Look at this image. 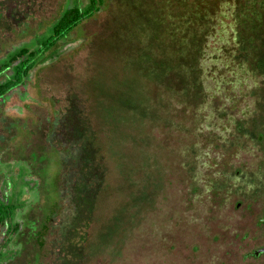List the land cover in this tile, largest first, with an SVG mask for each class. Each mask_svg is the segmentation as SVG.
Listing matches in <instances>:
<instances>
[{"label": "rangeland", "instance_id": "1", "mask_svg": "<svg viewBox=\"0 0 264 264\" xmlns=\"http://www.w3.org/2000/svg\"><path fill=\"white\" fill-rule=\"evenodd\" d=\"M249 1L102 0L37 56L0 96V195L19 227L0 230V264H59L82 158L102 175L69 259L264 264V15ZM85 3L0 0V82L12 53ZM253 17L255 31L240 24ZM72 113L79 138L62 130Z\"/></svg>", "mask_w": 264, "mask_h": 264}, {"label": "trees", "instance_id": "2", "mask_svg": "<svg viewBox=\"0 0 264 264\" xmlns=\"http://www.w3.org/2000/svg\"><path fill=\"white\" fill-rule=\"evenodd\" d=\"M252 2L254 4L257 2L256 5L259 6L258 10H260L261 19V17L264 15V0H252L251 3ZM101 4L102 0H86L85 5L82 7L78 6L77 4H74L70 7L63 6L60 9L58 16L49 23L47 34L43 35V37L39 39V41L36 43V46L33 48L20 47L17 51L12 53L7 62L3 64V68H5L7 65L13 63V65H11L13 72L10 76H6L7 79H4L0 82V96L7 92L10 88L16 86V84H19L20 87H22L25 81V76L31 66L35 63L37 56H41L44 51L53 46L59 39L69 34L77 25L91 17L96 11H98ZM242 5L247 4L245 3ZM242 5L240 4L236 9H239V7ZM256 11L257 10H253L252 13ZM256 19V17H253L250 20L245 18L247 21L244 23V20H242L240 24L243 23V26L248 27L249 31H255L259 27L256 25L259 19ZM251 41L252 39H249L247 44L251 45ZM240 49L244 51V48ZM236 56L239 58L241 55L237 54ZM14 61L16 62L14 63ZM75 119L76 114L72 113L70 118L71 121L65 123L64 126L61 125L62 130L65 129V133L68 134L70 138H73V136L79 138L82 133V127L79 128L76 125ZM68 124H72L70 130L67 129ZM51 153H53L54 157L56 158V153H54V151ZM30 161L27 160L26 162ZM77 168L78 169L76 170L78 172L76 171L77 175L73 180L70 192V202L74 211L73 219L59 243L60 248H58L57 253V260L59 264H78L77 260L69 259L68 255H75L76 257L80 256L82 258L83 243L81 240L85 238L83 227L90 221V215L94 205L93 195L95 191V189H89V187L86 186L89 181L88 179L92 177L93 172L98 174V177L102 175V171L97 170L98 167L92 171V169L87 166L84 158L81 159V163L77 165ZM6 200L7 199L4 195H0V230L4 228V230H2L3 240L6 238L9 240V238L13 236L19 228L18 223H15L13 219L16 205ZM56 208L57 207L55 204L52 208V212L55 211ZM46 231L47 228L44 224L39 229H37V231H35V239L39 245L43 244V238Z\"/></svg>", "mask_w": 264, "mask_h": 264}, {"label": "water", "instance_id": "3", "mask_svg": "<svg viewBox=\"0 0 264 264\" xmlns=\"http://www.w3.org/2000/svg\"><path fill=\"white\" fill-rule=\"evenodd\" d=\"M259 221H264V213H263V217L261 219H259ZM260 251H264V247L256 249L253 253H254V255H256Z\"/></svg>", "mask_w": 264, "mask_h": 264}]
</instances>
